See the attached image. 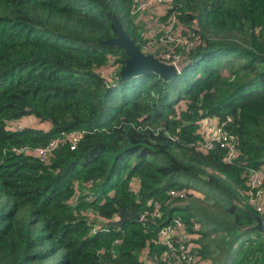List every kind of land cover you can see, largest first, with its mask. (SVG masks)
<instances>
[{"label": "trees", "instance_id": "16d2710c", "mask_svg": "<svg viewBox=\"0 0 264 264\" xmlns=\"http://www.w3.org/2000/svg\"><path fill=\"white\" fill-rule=\"evenodd\" d=\"M132 4L0 0V264H201L219 249L205 238L228 228L255 235L225 264H264L245 196L247 170L264 165V0H173L162 20L174 13L198 39L168 78L121 77L127 53L107 40L118 21L140 45ZM212 115L231 119V161L217 142L197 146L200 120ZM28 116L46 127L27 125ZM73 129L84 130L76 146L59 144L46 160L15 150ZM183 175L207 183L223 214L170 194L193 185ZM131 208L143 218L107 223ZM176 217L192 234L194 261L158 240Z\"/></svg>", "mask_w": 264, "mask_h": 264}, {"label": "built area", "instance_id": "2783aa9c", "mask_svg": "<svg viewBox=\"0 0 264 264\" xmlns=\"http://www.w3.org/2000/svg\"><path fill=\"white\" fill-rule=\"evenodd\" d=\"M173 7V0H133L132 4V14L134 12H142L145 11V15L148 14V10H156L157 14L154 17V21L156 25H175L177 23L179 25V30L174 35H166L165 37L173 36V39L170 42V46L165 51L161 52L154 57L163 61L166 64L173 66L176 70V73L180 72L183 67L189 63L190 58L188 57L189 50L193 47V45L197 41V34L195 33V28L186 27L175 17V14L172 13L167 22L163 21L162 17L168 14L169 9ZM154 11V12H156ZM173 12V11H172ZM150 23H146L143 28L141 24V33L144 34V30L148 31L153 29ZM113 68V67H112ZM108 70L107 75L112 70ZM115 69V68H114ZM113 69V70H114ZM210 117H215L216 119L210 120ZM230 117L227 116L225 119H219L217 116H206L200 120L198 132L201 135V140L197 144V146L203 150L207 151L213 143L217 142L221 147L225 149V154L223 155V159L225 161L233 160L238 154L237 147V138L234 133L229 131L226 127L227 122L230 121ZM20 124H16V127H19ZM83 129H74L70 132L63 133L62 135L53 138L48 141L43 146H39L31 149L28 146H22L20 148L15 149L19 152H27L31 155L40 158L45 156H49L50 153L56 146L62 143H69L70 148H74L76 146L77 140L80 138ZM247 185L248 189L246 192V198L249 204L254 208L259 214L262 220V231L264 232V165H261L257 168H249L247 170ZM170 194L179 195L183 197V193L177 189H171ZM119 214L112 217V220ZM153 216L158 215V211L153 212ZM138 218H143L142 215L139 214ZM91 221L96 220L95 216H93ZM100 222H107L108 220L105 218H99ZM172 224H166L159 228L158 230V240L169 247L177 246L181 258H184L188 261H194L197 257L192 254L191 248L187 243V239L190 235L186 230L184 231V223L181 221L179 217H176ZM99 226V225H98ZM198 224L194 223V227H197ZM96 228V225L94 226ZM177 237V241L179 244L174 243V238ZM187 238V239H186ZM264 239V235H263ZM248 264V263H246Z\"/></svg>", "mask_w": 264, "mask_h": 264}, {"label": "rangeland", "instance_id": "374dc122", "mask_svg": "<svg viewBox=\"0 0 264 264\" xmlns=\"http://www.w3.org/2000/svg\"><path fill=\"white\" fill-rule=\"evenodd\" d=\"M156 10H148V14L145 15V11L142 12H134V18L138 21L137 28L140 30L139 33V39H140V45L138 46V49L140 52H142L144 55H151L154 57L156 54H160L161 52L165 51V49H168L170 46V42L173 39V36L171 37H165L166 35H174L179 30V25L175 23V25H156V22L154 21V17L157 14ZM146 23H150L153 27V29H150L148 31L144 30V34L141 33V24L144 26ZM112 68V67H111ZM113 67L112 69H114ZM118 66L116 67V69ZM100 74H106V68H102L97 70ZM181 72V71H180ZM23 122L30 126H36V127H46V124L40 123L39 121L33 119L32 117L28 116L23 119ZM74 130V129H73ZM67 132H64V134ZM40 160H46L47 156L40 158L37 157ZM206 178V177H205ZM179 180L183 183L192 182L193 185H190V188H187L186 190H180L183 193V196L189 197L187 200L191 201L193 203H197L198 206H204L208 211L219 209L220 213L219 216L223 214V209L221 212V209L218 205L214 204L212 202L214 198L210 194L207 196V191L209 189V186L207 183H203L202 181H198L195 179H191L188 176H180ZM183 197V198H184ZM205 203V205H204ZM207 203V204H206ZM214 208V209H210ZM203 209H197L199 216L203 214ZM90 215H93L90 213ZM89 215V216H90ZM120 219V216H116L114 220ZM200 221V227L202 230H208L210 227V224H206L202 217L199 218ZM198 236L201 234L198 232ZM214 234V235H213ZM255 235L253 229L249 230H242L235 228H228V229H220L216 232L212 233V236H208L205 239L210 241H213L216 245L219 243V249L217 251H212L209 253V256L207 258L201 259V264H225V262L230 263H237L238 257L241 256V253L239 252V249L241 248L240 243L243 242V240L247 237H251ZM264 232L260 231V236L263 238ZM189 236L192 237V234ZM189 238V237H188ZM187 239V238H186ZM216 239V240H215ZM244 244H248L247 242H244Z\"/></svg>", "mask_w": 264, "mask_h": 264}, {"label": "water", "instance_id": "95a60500", "mask_svg": "<svg viewBox=\"0 0 264 264\" xmlns=\"http://www.w3.org/2000/svg\"><path fill=\"white\" fill-rule=\"evenodd\" d=\"M115 27L117 35L108 39V42L122 45L127 53V58L125 59V65L121 71V77L125 78L132 76L137 73L146 72L149 70L156 71L163 78H168L171 75L176 73V70L173 66L164 63L156 57L151 55H144L139 51L138 47L134 44L132 38L128 35L124 27L118 21L115 22ZM255 223L253 228L262 230V220L259 214H252ZM120 219L110 220L108 224L119 225L122 224L128 217L138 218L139 213L134 208L130 210H121L119 211Z\"/></svg>", "mask_w": 264, "mask_h": 264}, {"label": "crops", "instance_id": "0c3cea01", "mask_svg": "<svg viewBox=\"0 0 264 264\" xmlns=\"http://www.w3.org/2000/svg\"><path fill=\"white\" fill-rule=\"evenodd\" d=\"M214 119H216L215 117H210V120H214Z\"/></svg>", "mask_w": 264, "mask_h": 264}]
</instances>
